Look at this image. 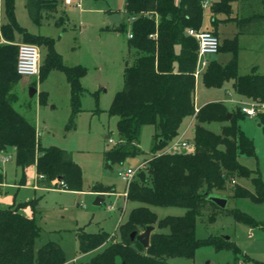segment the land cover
I'll list each match as a JSON object with an SVG mask.
<instances>
[{
  "label": "trees",
  "instance_id": "trees-1",
  "mask_svg": "<svg viewBox=\"0 0 264 264\" xmlns=\"http://www.w3.org/2000/svg\"><path fill=\"white\" fill-rule=\"evenodd\" d=\"M210 1L125 0L126 17L121 24L108 28L127 36L128 18L136 17L131 23L133 37L127 36L129 50L135 52L134 61L126 64L124 88L109 110L111 116L118 117L117 129L122 142L105 152L107 165L122 164L126 158L141 152L139 143L144 126L152 125L156 132L153 157L143 163L144 167L137 171L127 188V200L142 206L134 208L128 221L120 226V240L94 256L89 264H169L170 258L193 259L199 247L210 244L218 250L240 252L234 243L224 238L198 239L196 223L204 216L215 218L227 214L238 223L264 230V223L250 214L237 208L222 209L210 200L211 195L224 192L230 186L235 189L232 198L264 204V180L260 171L251 170L239 161L240 155H257L254 140L240 126L248 116L239 106L229 109L223 102H211L196 110L199 43L188 35V30H204V9ZM252 1L220 0L211 6V12L230 15L234 3ZM64 3L65 0H29L28 9L32 18L40 22L42 11L50 14ZM260 4V11L243 19L234 18L239 35L264 34V0ZM6 12L9 24L0 27V39L9 42L0 44V152L15 149L17 166L23 174L22 183H25L26 169L36 166L38 183L43 187L84 192V173L72 154L59 147L41 146L35 124L14 107L13 90L22 79L17 73L16 32L23 36L22 42L46 48L41 81L53 70L65 73L70 85L71 109L67 131L77 128L76 119L82 112L81 98L85 89L81 81L86 69L65 65L53 38L32 35L21 28L15 18L14 0H6ZM208 31L219 38L217 30ZM239 50L238 36L221 43L219 52H231L232 58L226 65L209 61L202 82L207 88L219 89L232 81L237 94L264 104V74L256 68L242 74ZM257 115L264 125V109H258ZM188 117L195 121V153H167ZM213 123L222 124L219 133L208 128ZM239 177L250 178L254 191L237 184ZM53 182L56 183L52 185ZM89 192L110 193L113 188L97 183ZM150 206L183 207L187 213L159 220ZM37 208L38 200L33 199L0 209V264H69L63 248L56 242H46L36 249L41 233ZM148 226H154L155 230L150 246L145 248L132 239L131 234L135 231L140 234ZM110 238L106 232L79 233L80 251L85 254L97 250ZM84 263L73 260L70 264Z\"/></svg>",
  "mask_w": 264,
  "mask_h": 264
},
{
  "label": "rangeland",
  "instance_id": "rangeland-1",
  "mask_svg": "<svg viewBox=\"0 0 264 264\" xmlns=\"http://www.w3.org/2000/svg\"><path fill=\"white\" fill-rule=\"evenodd\" d=\"M28 1L14 0L17 23L32 35L53 38L55 49L65 65L82 66L86 69V75L81 81L85 92L81 98L82 112L76 119L77 128L73 131L66 129L71 109L70 85L64 72L53 70L44 81L37 76L22 77L13 90L16 97L14 107L28 120L37 124L43 145H54L72 154L84 173V192L35 189L34 186L6 188L2 185L0 194L4 192L6 195L8 192L15 197L18 204L38 200L36 217L41 233L36 240V249L46 242L53 241L63 248L69 264L73 260L89 264L94 256L120 240V226L128 221L134 208L142 206L138 202L128 201L122 195L127 192L128 184L121 179L120 173L127 169L138 171L145 161L153 157V136L156 128L152 125L142 128L140 153L126 158L122 164L107 165L105 152L116 148L122 142L117 129L118 117L111 116L109 110L116 95L124 88L125 67L128 62L131 64L134 61L135 52L129 50V40L125 33L108 29L112 25L106 12L119 11L126 17L125 0H75L72 5L61 4L50 14L42 11L40 22L32 18ZM179 1L177 0V3ZM219 1L211 0L205 5L203 29L217 30L222 44L225 40L238 36L240 72L249 73L252 67L257 66L258 72L264 74V34L239 35L240 29L234 19H243L253 12L260 11L261 0H253L250 3L236 2L230 15H213L211 6ZM214 19L217 20L216 24L213 23ZM7 24L9 18L6 0H0V27ZM15 36L18 43H24L19 32H16ZM0 44L9 42L2 38ZM39 49L42 62L47 50L44 47ZM231 58L232 54L228 51L210 56L211 60H217L222 65L228 64ZM200 66L202 75L206 67L199 62V68ZM201 75L200 79H197V107L214 100L224 101L229 108L250 102L234 91L232 81L222 88L210 89L203 84ZM30 87L37 89L33 97L30 96ZM259 124L261 122L258 115L253 119L247 117L240 122L242 130L254 140L257 155H240L239 161L251 170H259L264 180V125ZM194 125L192 117L186 118L180 128V136L186 132L189 142H194ZM220 127V123L208 125V128L216 133L220 132ZM0 168L3 183L20 184L22 170L17 166L15 151L12 148L8 152H0ZM97 183L113 188V192H89ZM236 183L254 191L250 178L239 177ZM233 191L235 189L229 186L224 192H216L215 195L229 197L228 209H240L264 223V204H256L250 199L232 198ZM98 197L105 199L100 205L95 204ZM8 206L0 201V209ZM150 208L159 220L168 216H185L187 213V209L183 207ZM83 232H106L111 238L101 248L83 254L78 240L79 233ZM196 237L224 238L234 243L240 252L235 254L230 249L218 250L215 245L210 244L199 247L193 259L170 258L168 263L264 264V230L238 223L230 215L199 218L196 223Z\"/></svg>",
  "mask_w": 264,
  "mask_h": 264
},
{
  "label": "built area",
  "instance_id": "built-area-1",
  "mask_svg": "<svg viewBox=\"0 0 264 264\" xmlns=\"http://www.w3.org/2000/svg\"><path fill=\"white\" fill-rule=\"evenodd\" d=\"M75 0H65L66 5H72ZM208 2L206 3V5ZM136 19V17L128 18V38H132V29L131 23ZM188 35L196 38L199 43V62L204 67L208 65V58L212 55H215L219 52L220 48V39L211 31L208 30H200L197 31L195 29H189ZM41 55L40 49L35 44L29 43H21L18 44V59H17V73L21 77L27 76H37L40 77L41 74ZM198 77V70H197ZM241 111L249 117H256L258 109H264V104L250 101L248 103H243L240 106ZM196 146L194 142H189L187 140H178L173 142V144L168 148L167 153H195ZM4 160H8V158H4ZM144 167L142 164L141 168ZM137 171L132 169H127L120 173V177L123 181H125L128 185L134 179ZM59 182V181H57ZM127 195V194H126ZM87 264V263H84Z\"/></svg>",
  "mask_w": 264,
  "mask_h": 264
},
{
  "label": "crops",
  "instance_id": "crops-1",
  "mask_svg": "<svg viewBox=\"0 0 264 264\" xmlns=\"http://www.w3.org/2000/svg\"><path fill=\"white\" fill-rule=\"evenodd\" d=\"M209 4V3H208ZM108 15V17L109 16H111V15H120V17H121V19H122V21L124 20V16H123V13L122 12H119V11H114V12H112L111 14H107ZM111 25V24H110ZM116 25H119V23L118 24H115V25H112V26H116ZM18 44H21V42L20 43H18ZM210 59V57L208 58V61H211V59ZM217 61V60H216ZM253 68H256V70H257V66H254V67H252V69ZM204 71V70H203ZM258 71V70H257ZM201 72H202V69H201V66H200V68H199V61H198V77H197V79L199 80L200 79V75H201ZM262 74V73H261ZM202 76V75H201ZM202 78V77H201ZM196 91H197V86H196ZM212 102H223V103H225L224 101H219V100H214V101H212ZM208 103H211V102H208ZM208 103H204L203 105H201L200 107H197L196 106V110H198L199 108H201V107H203L204 105H206V104H208ZM226 104V103H225ZM195 105H196V99H195ZM227 106V105H226ZM237 105H235V106H233L232 108H229L228 106V108L229 109H234L235 107H236ZM247 118V117H246ZM248 118H249V116H248ZM254 117H251V119H253ZM194 119V118H193ZM35 126H36V128H37V131H38V140H39V143L41 144V146H43V147H45V148H49V147H52V146H54V145H50V146H46V145H43L42 144V142H41V136H40V132H39V130H38V126H37V124L35 123ZM259 126H262V124H259ZM221 127H222V124H221ZM221 127H220V129H221ZM193 134H194V130H193ZM186 132L183 134V135H179L175 140H174V142L175 141H178V140H187V141H189L187 138H186ZM193 141V140H192ZM55 147H57V146H55ZM60 148V147H59ZM256 149H257V147H256ZM14 151H15V149H13ZM9 151V149L7 150V151H4V152H8ZM67 151V150H66ZM15 155H16V153H15ZM26 174H25V183H22V182H20V184H16V183H14V184H5V183H3L2 181H3V179H2V169L0 168V178H1V180H0V187L2 186V185H5L6 186V188H12V187H14V188H16L17 186H19V187H24V186H34L35 187V189H48V188H46V187H43L40 183H38V175H37V171H36V166H32V167H30V168H28V169H26V172H25ZM22 176H23V174L21 175V181H22ZM56 182H53L52 183V185H54ZM7 185H9V186H7ZM48 190H50V189H48ZM4 193V192H3ZM0 194V201L3 203V204H5V205H11V204H13V203H16V204H18L16 201H15V197H13V195H11V194H9L8 192H6V195L5 194ZM127 192H124L122 195L126 198L127 197ZM8 206V207H9Z\"/></svg>",
  "mask_w": 264,
  "mask_h": 264
},
{
  "label": "water",
  "instance_id": "water-1",
  "mask_svg": "<svg viewBox=\"0 0 264 264\" xmlns=\"http://www.w3.org/2000/svg\"><path fill=\"white\" fill-rule=\"evenodd\" d=\"M108 19H109V22H110L111 25H115V24H118V23L121 24L122 23V19H121L120 15H111V16L108 17ZM29 90H30V96L33 97L34 94L37 91L36 87H30ZM229 117H231V115ZM210 200L212 202H214L216 205H218L222 209H226L227 208L228 198H226V197H220V196H216L215 194H213V195L210 196ZM104 201H105L104 198L98 197L96 199L95 204L96 205H100ZM154 230H155L154 226H148L146 228V230L143 233H141V234H138L136 231L133 232L131 234V238L132 239H136L138 242H140L143 245V247L148 248L150 246V237H151V234H152V232Z\"/></svg>",
  "mask_w": 264,
  "mask_h": 264
}]
</instances>
